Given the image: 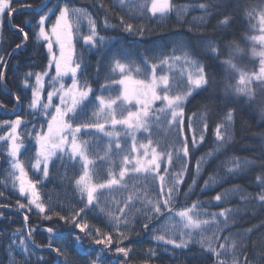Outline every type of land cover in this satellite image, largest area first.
<instances>
[{"label": "trees", "instance_id": "trees-1", "mask_svg": "<svg viewBox=\"0 0 264 264\" xmlns=\"http://www.w3.org/2000/svg\"><path fill=\"white\" fill-rule=\"evenodd\" d=\"M225 0H171L173 11L166 16H152L151 13L139 15L135 11V3H126L123 7L119 0H15L14 7L18 10L11 16H4L1 25L0 36V56L9 62L4 71V84L0 83V135H4L9 129L3 126V121H13L16 116H29L30 113H23L25 105L29 104L32 98L31 88L24 86L25 74L31 72H41L47 65L46 47L38 43L33 37L34 26L40 15L47 12L48 8L62 6L67 3L69 6H76L88 10L96 20L97 32L105 37L108 43L99 50L90 49L84 45L83 40L76 42V51L79 52L84 61L83 84L92 88V94L96 95L101 90V85L106 82L113 53L122 49L127 53V60L134 61L135 65L144 68V58L148 57L150 63H157L165 56H181L182 50L191 54L192 58L207 65L206 71L213 74L215 80L216 95L208 97L206 93H194L185 103V132L189 136V157L186 160H176L170 166V171L176 173L180 171L181 165L186 164V171L183 176V183L179 186L173 207L178 211L184 207H190L193 203L200 204V210L208 213H219L222 209L234 210L230 214L229 226L219 233L221 240H214L213 246L218 247L223 242V237L236 233H244L248 229H253L247 237H238L246 245L243 254L238 253L240 260L246 254L248 259L257 264V254L262 250L261 239L264 238V205L258 201V194L264 191V184L257 180L258 176H264V118L260 113L252 108L244 107L247 100L245 97L239 98V103L233 102L237 98L229 96L225 99V88L228 84H235L238 80V73L231 71L223 64L228 58L231 48L238 46L242 52L233 58V62L238 68L245 72H258L259 64L256 57L248 59L247 53L254 46L250 39L261 32L259 11L264 7V0H238L239 7H235L237 0L226 8L212 9L205 13L198 6L204 3L222 4ZM101 3L103 7H101ZM27 5L30 7H22ZM41 5H46L43 10L37 11ZM187 7V11L177 14L175 9ZM255 9L252 17L247 15L248 11ZM58 10V7L56 8ZM222 14L218 15L217 12ZM225 16L232 17V23L227 27H218L219 21ZM55 17V15H54ZM203 17V19H200ZM131 23L139 31L126 32L124 23ZM107 20V25L105 24ZM255 25V27H253ZM23 27L29 34L27 41H23V36L18 28ZM142 31V34H141ZM25 42L24 45H22ZM212 43L218 46L221 55L213 57L205 50V46ZM21 45L19 49L17 45ZM256 44V43H255ZM231 46V47H230ZM176 49L174 52L173 49ZM14 50V52H13ZM13 52V53H12ZM183 67V65H180ZM150 73V64L147 69ZM162 73L159 68L157 70ZM174 72V71H173ZM172 72V73H173ZM170 73V75L172 74ZM177 79L180 70L178 69ZM119 75H113L111 79H118ZM34 77L29 79V84H33ZM252 87L257 92V100H264V94L260 93L261 85L257 81ZM114 89V88H113ZM16 97L20 99L17 100ZM209 105V115L207 117L208 128L204 133L205 140L198 142L195 147L191 145V132L187 129V118L194 113H200L204 106ZM162 105L156 102L155 107ZM229 109H234V121L232 125V140L228 142L225 150L216 153L214 157H207L206 154L216 147L215 129L217 124H223ZM194 127L197 129V139L199 129V117H196ZM110 131V127L107 126ZM158 132L153 139H167L169 142L179 141L174 136H169L166 127L161 126L154 129ZM142 139L147 141V134L143 133ZM120 144L123 152L115 149L112 142V152L104 160H97L94 165L96 175L94 181L103 183L108 179V172L112 170L117 175L120 170V162L127 149L129 140L121 134ZM90 144V158L97 156L104 157L107 145L110 140L104 133H98L88 140ZM4 142L0 141V264H9V256L6 251L13 241V256L17 264H90L96 260L97 264H217V257L202 249L199 243V235L194 237L193 242L186 249H174L172 246H165L163 242L156 241L154 236L159 234L153 229L158 228L168 220V214L163 218L153 220L149 229H144L147 222L143 205L138 201L135 209H141L139 213L131 214V224L127 229L121 227L120 231L126 232L128 239L122 243H116L117 235L113 234V245L105 248L104 245H97L94 240L99 238L93 231L89 237L75 228L68 221L60 219V216L71 217L81 208L85 207L86 198L81 199L79 190L74 180H67L59 184H54L58 189L59 198L46 207L44 213L32 206V210L21 209L19 204L27 205L29 200L26 195L19 193L16 184L6 180L5 171L8 165L6 148ZM26 151H24L25 153ZM205 157V162L197 172V161ZM231 157L248 159L254 162V166L245 168L234 174H228L226 169L231 167L226 163ZM166 161L162 163V168ZM215 178V183L211 182ZM143 177H126L125 183L141 185ZM206 182L207 186H206ZM48 189L49 184L43 183L41 191ZM239 189L240 191H236ZM151 198H157L158 187L156 184L149 186ZM227 193L221 201H216L217 194ZM127 191L117 190L113 192L105 191L101 198V207L115 209L112 198L117 200L126 199ZM246 197L242 200L241 197ZM123 206L122 204L120 205ZM59 213V216L56 214ZM118 214V213H117ZM150 214V213H149ZM27 216V220H25ZM51 216L52 219H46ZM201 219L210 217L201 216ZM223 220V217H218ZM87 223L103 232H114L108 224L107 217L100 211V207L89 206L77 217V222ZM52 228L54 234L59 238L50 236L47 232ZM215 231V225L207 232L211 236ZM15 233V235H13ZM31 233V236H29ZM17 237H23L29 248V253H25L19 248ZM79 237L80 243L76 244L75 239ZM50 239L54 240L53 248L60 247L62 254L57 255L52 249L47 247ZM256 247H253V243ZM116 247L131 249L130 255L124 257L116 253ZM156 252L155 256H150L149 250ZM99 255L100 259H97ZM227 261L232 259L231 254L223 257Z\"/></svg>", "mask_w": 264, "mask_h": 264}, {"label": "snow or ice", "instance_id": "snow-or-ice-1", "mask_svg": "<svg viewBox=\"0 0 264 264\" xmlns=\"http://www.w3.org/2000/svg\"><path fill=\"white\" fill-rule=\"evenodd\" d=\"M15 0H0V23L4 16L11 17L18 9L14 7ZM126 3H135V11L139 15L151 13L152 16H166L173 11L171 0H119V4L123 7ZM232 3V0H225L222 4L204 3L198 7L205 13L212 9L226 8ZM237 0L235 7H239ZM22 7H30L22 5ZM46 5H41L37 11L43 10ZM58 7V14L56 8ZM101 7L103 4L101 3ZM177 14L187 11V7L175 9ZM255 9L247 12L249 17H252ZM218 15L222 14L217 12ZM55 15V22L50 28L46 27V21L50 20L51 16ZM260 35L252 36L250 39L255 43H259L260 50L256 47L252 49V55L260 58V66L258 72H245L238 68L233 62V58L242 52L238 46L231 48L228 58L223 61V64L231 71L238 73V80L233 84L226 85L225 99L229 96H234L237 99L233 102L239 103V98L245 97L247 100L244 107L252 108L258 111L264 118V100H257V92L252 87L253 83L259 82L261 85L260 93L264 94V7L259 11ZM87 19L89 25V34L83 35L80 33V25L83 20ZM200 19H203L201 17ZM121 22L124 23L123 18ZM232 23V17L225 16L219 21L218 27H227ZM107 25V20H105ZM255 27V25H253ZM33 37L38 43L46 47L47 65L41 72H27L25 74L24 86L31 88L32 98L29 103L31 114L39 113L46 117V131L42 130L35 132V157L31 163V168L34 171H42L43 176L49 175V162L57 153L67 152L69 159L81 161L83 168L82 174L75 181L76 187L80 192L81 199L86 198L85 207L79 209L71 217L60 216V219L68 221L75 228L84 232L85 235L91 237L93 231L99 237L94 240L97 245H104L109 248L113 245V234L117 235L116 243H122L128 239L126 232L120 231L121 227L127 229L131 224V214L139 213L141 209H135V204L139 201L143 205V212L147 222L144 224V229L148 230L149 225L153 220H158L168 214L166 223L161 224L158 228L153 229L159 234L154 236V239L163 242L165 246H172L174 249H186L193 242L194 237L199 235L196 243H199L201 248L217 257V264H229V261L223 257L231 254L230 264H253L245 254L241 261L238 253L243 254L246 250V245L238 237H247L253 229H248L244 233H236L227 237H223V242L219 243L218 247L213 246L214 240H221L220 232L229 226L230 214L232 209H222L219 213H208L200 210L199 203H193L190 207H184L178 211L173 207L176 194L179 191V186L183 183V176L186 171V164H182L180 171L172 173L170 166L176 160L184 161L189 157V136L185 132V103L194 93H206L208 97L216 95L215 80L213 74L206 71L208 67L202 64L199 60L192 58L191 54L182 50L181 56H165L159 59L157 63H150L148 57L144 58V68L135 65L134 61L122 62L127 60V53L122 49H118L113 53L112 61L109 67L106 82L101 85L102 91H109L113 88H118L119 93L115 96L105 97L104 95L94 97L98 101V110L94 116L99 121L103 117V122L73 124L75 117L83 110L88 103L93 101L89 99L92 88L85 82L81 84L78 80V73L83 70L84 61L82 56H77L76 41L83 40L85 46L90 49L103 48L108 40L102 37L97 32L96 22L82 9L69 7L67 3L63 6H54L48 8L47 12L39 16L38 21L34 26ZM23 36V41H27L29 34L25 32L23 27L18 28ZM126 32L139 31L131 23H124ZM142 34V31H141ZM21 45H17L19 49ZM231 47V46H230ZM205 50L213 57L221 55L218 46L209 43L205 46ZM175 52L176 49L174 48ZM173 63L181 64L183 67L177 79V73L173 72L157 74L158 68L162 71L165 65L171 68ZM150 64V75L147 71ZM6 65L3 56H0V68ZM54 71V75H50ZM136 73V77L133 76ZM113 75H119L120 79H111ZM4 72L0 71V83L4 80ZM143 76L144 78H137ZM35 78L34 84H29V79ZM45 77H50L47 83L51 90L47 91L46 102L42 98L45 92ZM71 79L70 85L64 84V78ZM54 98L58 99V103L54 102ZM19 100V97H16ZM159 101L162 105L159 108L154 107ZM209 105L204 106V110L200 113H194L193 116L187 118V129L191 132V145L195 147L198 142L205 140L204 133L207 131V117L209 115ZM135 108V111L131 110ZM54 109V111H53ZM126 113V115H125ZM199 117V123L202 127L199 129V137L197 139V129L194 127L196 117ZM234 121V109H229L224 123L217 124L215 129L216 147L206 154L207 157H214L216 153L225 150L226 145L232 140V125ZM3 126L9 131L4 135H0V141L8 145L7 153L11 158V169L14 181H19V193L26 195L29 198L27 205L19 204L21 209L27 208L32 210V206L39 211L45 212V204L40 201V195L37 190L39 181H33L28 178V171L25 168L24 162L20 159L23 151H27L24 144V137L18 132V129L25 123L22 118L17 115L13 121H3ZM111 127L112 131H106L105 126ZM117 126L125 129L124 136L130 137L132 140L131 148L127 154H124L120 162V170L118 175L109 170L108 179L103 183L94 181L96 175L94 165L96 161L104 160L112 152V142L115 143V149L118 152H123L120 144L121 133L116 131ZM161 126L166 127L169 136H174L179 141L177 147L176 141L169 142L167 139H153L158 135L154 129H159ZM95 129L96 132L104 133L110 140L107 145L106 154L104 157L97 156L95 159L90 158V144L88 141H80L79 134L82 130ZM142 131L147 134V143L139 141L136 133ZM32 136V133H27ZM264 135V134H262ZM166 161V165L162 168V163ZM205 162V157H201L197 161V172L201 165ZM226 163L232 166L227 168L228 174H234L242 171L245 168L254 166V162L248 159H240L231 157ZM16 172L19 175H16ZM126 177H143L141 185L132 184L129 186L125 183ZM257 180L264 184V176H258ZM211 182L215 183V178H211ZM206 182V186H207ZM156 184L158 187L157 198H151L149 186ZM124 190L128 192L126 199L117 200L112 198L111 203L116 205V208L101 207V198L105 191L113 192ZM240 191L239 189H235ZM227 193L217 194L214 199L221 201ZM258 201L264 205V191L258 194ZM246 200V197H241ZM123 205L122 207L120 205ZM89 206L100 207V211L107 217L108 224L113 228L114 232H103L98 228H94L84 221L77 222V217L85 211ZM118 213V214H117ZM150 213V214H149ZM59 216V213L56 214ZM201 216L210 217L209 219H201ZM218 217H223L221 221ZM46 219H52L47 216ZM27 220V216H25ZM223 224L224 228L220 225ZM215 225V231L212 235H207L211 227ZM264 226V225H262ZM47 232L50 236L58 237L54 234L52 228H48ZM15 235V233H13ZM31 236V233H29ZM18 246L25 253H29L28 245L23 237H17ZM13 241L6 249L9 256V264H17L13 256ZM54 240L50 239L47 247L52 249L58 256L62 254L60 247L53 248ZM75 243L79 244L80 239L77 237ZM257 245L254 242L253 247ZM261 251L257 254V264H264V238L260 242ZM131 249L124 247H116V253L122 254L124 257L130 255ZM150 256H155L154 250H149ZM30 254V253H29ZM97 259H100L99 255ZM25 264L28 261L25 260ZM90 264H97L96 260L90 261Z\"/></svg>", "mask_w": 264, "mask_h": 264}, {"label": "rangeland", "instance_id": "rangeland-1", "mask_svg": "<svg viewBox=\"0 0 264 264\" xmlns=\"http://www.w3.org/2000/svg\"><path fill=\"white\" fill-rule=\"evenodd\" d=\"M77 9H79V8H77ZM58 11H59V9L56 10L57 14H58ZM88 15L92 18V16L90 14H88ZM258 15H259V13H258ZM258 15H257V17H258ZM38 19H37V21H38ZM55 19H56V17H54V15H52L50 20L46 21V27H48V28L51 27V25L55 22ZM92 19L95 21L94 18H92ZM1 25H2V23H0V36H1ZM259 31H260V29H259ZM80 33L83 35L89 34V25H88L87 19L82 21V23L80 25ZM260 34H258V35H260ZM79 40H82V39H79ZM253 47H256L257 51L260 50V45L258 42L256 44H254ZM253 47L247 53V57H248V59L250 57H256L257 58L256 60H257L258 64L260 65V58L258 56L252 55ZM76 53H77V56H80L79 52L76 51ZM180 65L181 64L173 63L171 65V68H169L168 65H165L163 68V72L159 73L157 71V74L159 75V74L168 73L170 75V73H172L173 71L176 72L178 69L181 71L182 67H180ZM84 69H85V67H83V70L81 72H79L78 76H77V78L81 84H83V82H84V80H83ZM248 73H251V72H248ZM54 74L55 73L53 71L50 75H54ZM149 75H150V73H149ZM133 76L136 77V73H133ZM137 78L142 79L144 77L139 76ZM48 79H50V77H45V92L42 94V98H43L44 102H46L47 91L51 90L50 86L47 83ZM119 79H120V76H118L117 80H119ZM63 82L65 85H70L71 79L68 77H65ZM34 83H35V78H34L33 84ZM118 93H119L118 88H114V89H111L109 91L99 90L96 95H93L92 93H90L89 99L92 100L93 102L88 103L86 105V107L83 108V110L73 120V124L75 125V124H87V123L103 122V117H101L100 120L98 121L97 118L94 116V113L98 110V101H95L94 97L100 96V95H104L105 97H109V96L115 97ZM54 102L58 103L59 101L57 98H54ZM157 102H159V101H157ZM155 105H156V103H155ZM155 105H154V107H155ZM131 110L135 111V108H132ZM53 111H54V109H53ZM31 112H32V110L29 108V104L25 105L22 114H24V115H25V113H30V114H29V116L26 115V116L21 117L22 120L25 121V123L21 125V127L18 129V132L21 134L22 137H24V144L26 145L28 150L25 153L22 150L23 154L20 156V159L24 162L25 168L28 171V178L33 180V181H39V183L37 185V190H38L39 195H40V201L45 204V208L46 207L50 208L51 205L53 203H55V201L59 198L58 189L55 187L54 184H56V183L59 184V183H62L64 181H67V180H74V182H75L79 178V176L82 174L83 168L81 165V161L79 159H76V160L69 159L67 152H64V153L58 152L57 155L52 158V160L49 162V175L47 177L43 176L42 171L37 172L31 168V163L34 162L35 151H36V148H35V132L41 131L42 130L41 126H43V130L46 131V127H47L46 126V119H47L46 117H43L39 113H37L36 115H33V114H31ZM125 115H126V113H125ZM107 126L108 125L105 126V129H106V131H109V128H107ZM108 127H110V126H108ZM115 130L120 132L122 134V136H124L125 129L123 127L117 126V128ZM110 131H112L111 127H110ZM29 132L32 133V136L27 135V133H29ZM98 133L99 132H96L95 129L82 130L81 133L79 134V140L80 141H88L91 137H93L94 135H96ZM136 137L139 141H141L143 143H147V141H144L142 139V137H143L142 131L137 132ZM127 138L129 140V143L126 146L127 147V149L125 150L126 154H127L128 150L131 148V144H132L131 138L130 137H127ZM3 147H4L3 149L6 148L7 159L9 162L8 165L6 166V171H5L6 180L11 182V184H13V183L16 184L17 187L19 188V181H14L13 176L11 175V173H12L11 158L8 156V153H7L8 145L5 143ZM16 175H19V173L16 172ZM45 182H47L49 184V188L48 189L42 188V191H41V186ZM28 200H29V198H28Z\"/></svg>", "mask_w": 264, "mask_h": 264}, {"label": "water", "instance_id": "water-1", "mask_svg": "<svg viewBox=\"0 0 264 264\" xmlns=\"http://www.w3.org/2000/svg\"><path fill=\"white\" fill-rule=\"evenodd\" d=\"M39 8V7H38ZM37 8V9H38ZM25 44V42L22 44V45H24ZM13 52H14V50H13ZM12 52V53H13ZM11 57V56H10ZM10 57H9V59H10ZM9 59H8V61H7V63H6V66H7V64H8V62H9ZM6 66H5V68H6ZM5 68H4V71L3 72H5ZM2 86H3V88H5V84H4V80H3V82H2Z\"/></svg>", "mask_w": 264, "mask_h": 264}, {"label": "crops", "instance_id": "crops-1", "mask_svg": "<svg viewBox=\"0 0 264 264\" xmlns=\"http://www.w3.org/2000/svg\"><path fill=\"white\" fill-rule=\"evenodd\" d=\"M70 7V6H69ZM72 8H75V7H72ZM50 28V27H49Z\"/></svg>", "mask_w": 264, "mask_h": 264}]
</instances>
